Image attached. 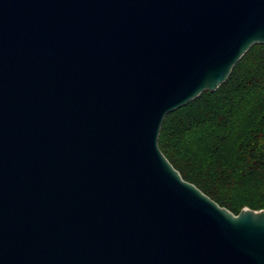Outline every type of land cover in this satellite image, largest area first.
I'll return each instance as SVG.
<instances>
[{
    "label": "water",
    "instance_id": "obj_1",
    "mask_svg": "<svg viewBox=\"0 0 264 264\" xmlns=\"http://www.w3.org/2000/svg\"><path fill=\"white\" fill-rule=\"evenodd\" d=\"M254 45L264 0H0V264H264L158 146Z\"/></svg>",
    "mask_w": 264,
    "mask_h": 264
},
{
    "label": "trees",
    "instance_id": "obj_2",
    "mask_svg": "<svg viewBox=\"0 0 264 264\" xmlns=\"http://www.w3.org/2000/svg\"><path fill=\"white\" fill-rule=\"evenodd\" d=\"M158 146L220 207L264 210V45L252 46L215 92L169 113Z\"/></svg>",
    "mask_w": 264,
    "mask_h": 264
}]
</instances>
